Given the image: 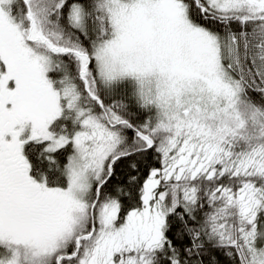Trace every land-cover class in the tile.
<instances>
[{
    "label": "snow or ice",
    "instance_id": "obj_1",
    "mask_svg": "<svg viewBox=\"0 0 264 264\" xmlns=\"http://www.w3.org/2000/svg\"><path fill=\"white\" fill-rule=\"evenodd\" d=\"M0 264H264V0H0Z\"/></svg>",
    "mask_w": 264,
    "mask_h": 264
}]
</instances>
